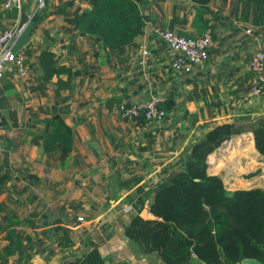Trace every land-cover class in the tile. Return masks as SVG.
<instances>
[{
    "label": "trees",
    "instance_id": "obj_1",
    "mask_svg": "<svg viewBox=\"0 0 264 264\" xmlns=\"http://www.w3.org/2000/svg\"><path fill=\"white\" fill-rule=\"evenodd\" d=\"M83 1L88 2L89 7L79 5L71 10L68 6L73 1H66L65 6L55 5L51 9L52 0L30 17L31 0H25L21 9L17 6L5 8V0H0V31L16 20L27 22L30 19L34 22L35 31L50 14H61L83 34L99 42L110 59L119 61L126 47L135 46L136 37L144 32L147 15L141 8L142 0ZM192 1L205 9L211 0ZM241 3L244 18H249L250 10L263 6L264 0H241ZM202 9L198 10L195 20L200 29L198 32H178L187 36L201 35L202 30L208 27L209 20L203 18ZM176 18L171 19V29H174ZM23 49L27 64L35 68L29 81V91L48 96L51 89L54 103L40 107L42 115L32 109L30 117L19 116L20 110L12 107L11 99L16 85L10 77L13 73H9L6 80L0 81V119L3 128L10 126L4 111L12 109L10 116L14 118L11 117L13 125L30 138L31 144L41 147L48 160L54 159L64 164L74 148L75 132L65 120L67 111L57 104L67 98H62L63 90L73 89L71 81L79 71L74 70L71 64L61 62L59 55L47 45H36L34 39ZM33 55L35 58L30 62ZM12 71L15 72L16 68L13 67ZM63 74L67 78H63ZM252 74L249 72L251 78ZM252 86L246 89L250 90ZM181 94L176 87L170 89L163 104L166 112L175 107L176 96ZM119 102L120 97L110 99L109 109ZM217 103H208L210 117L216 116L215 109L210 105ZM136 120L138 124L149 121L144 116H138ZM152 126V130L145 133L148 144L144 150L152 148L160 134L158 129L161 127ZM204 128L202 136L191 141L180 152L174 166L166 168L164 176L151 188L145 189L147 187L142 183L144 175L138 172L120 182L124 187L135 186L137 192L133 212L125 221L122 220L127 244L135 256L156 254L164 264H242L246 258H257L264 263V187L256 185L229 190L221 174L209 171L208 160L225 140L244 132L253 133L255 148L264 157V113L257 117L245 116L240 120L213 124L206 122ZM6 141L9 145H5L8 151L2 157L5 169L0 173V192L9 189L7 184L10 180L21 183V176L14 169L9 153L17 144L16 137L7 138ZM22 175L28 178L25 179V189L42 182V177L36 173ZM80 207V201L74 202L75 214ZM5 208V200H0V264H32L36 255L54 252L53 248L45 251L47 239L57 241L63 248L75 244L68 237L69 229L75 228L80 221L77 218L79 215L71 217L72 210L69 213L66 211L64 217L55 219L43 214L42 220L36 219V209L32 212L34 218L20 219L8 214ZM74 218L77 224H73ZM98 237L84 242L77 248L80 249L78 252H73L74 249L67 251L63 264H108L100 250L107 236ZM62 238H66L64 243L60 241Z\"/></svg>",
    "mask_w": 264,
    "mask_h": 264
},
{
    "label": "crops",
    "instance_id": "obj_2",
    "mask_svg": "<svg viewBox=\"0 0 264 264\" xmlns=\"http://www.w3.org/2000/svg\"><path fill=\"white\" fill-rule=\"evenodd\" d=\"M31 1L33 10L36 0ZM66 1L74 2L68 6V9L71 10L79 5L82 7H89L88 2L83 0H79L80 3L75 0H53L51 9H53L55 5L65 6ZM141 8L147 15L144 32L136 37L135 46L126 47L119 61L110 59L108 53H106V49L102 48L99 42L95 41L93 37L88 36V34H83L81 30L77 29L69 19L64 17V15L52 13L40 25L41 37L38 45H47L59 55L61 62L71 64L74 70L79 71L77 75L73 76L71 81L73 89L62 91V98L65 96H67V98L60 101L57 106L67 111L64 117L66 122L73 126L75 140L79 138L82 140H89L92 148L88 153L98 157L97 170L100 172H113V177L117 176L120 173L119 171L143 173L142 169L146 163V156L153 152L155 147L152 145V148L143 149L144 146L148 144L145 133L152 130L153 126L151 122L148 121L145 124H138L136 118L122 117L115 110L117 104H113V108L109 109V100L115 97H120L121 101L140 100L154 94L150 93L147 95L145 91H143L145 88H143L145 81L142 79V76L145 77L150 68H153L155 73L159 75L162 74V70L166 68L167 64L169 66L171 58L166 44L155 32L156 26L170 28L171 19L176 16L175 25L173 26L174 30L186 32H198V30H200L195 20L198 10H201L202 7L192 0H142ZM241 10V0H211L207 7L202 9L204 13L203 18H208L209 20L208 27L202 30L201 34L210 31L214 38L211 56L208 61L195 69V73L193 72L194 74H189L190 76L186 77L187 80L171 85L176 87L177 90H182L179 100L182 98L186 99L185 104H187V109L190 108V101L193 103L195 102L194 99H203L206 107L203 105L204 103H201V105L205 107V118L209 122L211 119H216L218 115L219 117H224L223 120L218 121L222 122L240 120L245 116L257 117L264 113V94L255 95L252 93V89H246L251 87L254 77L253 74L252 78L249 75V72H252L249 69V61L258 48L264 49V5L252 8L249 18H244ZM252 25L253 33L251 34L247 29L250 27L252 28ZM44 28H46V31ZM73 32L75 35H73ZM69 35L71 37H69ZM144 40L150 45L151 55L147 67L143 69L140 67L138 61L140 57V44ZM210 75L215 76L214 79H216L218 83V85H213L215 92L221 90L225 92L224 97H226V99L228 98L226 103L227 107L223 103L225 99L221 100V96L217 95L218 99L212 102V104H214L218 101L217 104L210 105L211 108L213 107L215 109V117H208L210 115H208V110H206V108H208V103L211 102H208L205 87L209 82L214 81ZM62 77L67 78V75L63 74ZM7 78L8 76L2 81ZM200 80L204 83L201 87L198 85ZM185 85L194 86L195 88L193 91H187V97L185 95V90H183ZM198 88H200V91H198ZM48 93V96L37 94L39 96L37 101L39 103L41 102L44 106L53 104L52 90L49 89ZM247 94L254 96L258 101L253 102L249 107L246 105L242 107L243 105L239 98ZM42 99L44 101H42ZM87 109H92L94 112L98 109L100 112L107 114L115 113L118 122H116L117 119H115L114 122L118 125L112 127L110 130L105 129L107 131L104 132V135L109 139H118V137L122 135L130 137V141L126 143L125 149L119 151V148H117L115 144L114 155L111 154L108 158L104 156V154H101L99 149H95L92 145L95 140H90L88 133L94 136L96 133L98 134L100 128L95 118L90 120ZM85 113H87V115H85ZM100 118L101 116L98 114V120H100ZM5 119L7 123L10 124L9 127L4 128V136L6 139L19 136V134H13L20 132L18 129H15L16 126H14L6 116ZM210 123L212 124L213 122ZM86 127L88 128V132L85 130ZM113 130L117 135H114ZM203 133H200L199 137H201ZM20 136L21 139L24 137L26 142L28 140L30 145L37 146L31 144L30 138L23 132H21ZM137 136H140L139 139H135ZM180 139L185 142L186 136H182ZM16 142H18V139ZM121 142L123 143V140H121ZM5 145H9L7 141L6 144L5 141H3L4 149L0 152L1 157H3L6 150L8 151ZM10 147H13V145ZM16 148L17 144L9 153L12 154V152H15L17 150ZM73 154H75L74 148L70 153L68 161L64 164L59 163L60 166L64 168L65 165H69L72 162ZM122 157L124 158L122 159ZM208 160L209 171L221 174L222 176L225 172L224 170L230 172L231 167L236 165H238V170L243 169L246 172L251 170L255 171L257 169H262L264 171V157L256 150L253 133L251 132L234 135L225 140L220 147L210 154ZM80 162L81 159L75 161L78 167V163ZM131 166L133 168L130 169ZM24 172L25 170L19 174L21 176V183L25 185V183H27L25 179L28 178L23 177L22 174H25ZM144 179L145 178H143V181ZM95 180L100 182L97 177ZM115 180L118 181V178ZM254 180L257 182L252 186L259 185L264 187V173L257 175ZM85 183L86 181L79 182L80 185ZM247 187L251 186H242L241 188ZM7 192V189L5 192H0V200H3L1 199L2 195H5ZM4 200L6 201V199ZM7 213L14 215V217H19L20 219L24 218L20 217L16 211H7ZM104 218V221H107L108 218L111 220V223L108 221V223L104 225V236H107V238L106 242L100 246V250L106 257L108 264H164L156 254L135 256L127 244L122 226L123 223L120 221V225L115 227L116 217L112 213L106 215ZM125 220L126 219L123 221ZM73 249V252H78L80 250L77 248ZM64 250V248L55 250L54 256L45 262V264H63L65 259L64 256L67 253V251ZM43 258L42 254L36 255L32 260V264L41 263ZM196 264H201V262H197ZM242 264H246V262L243 261Z\"/></svg>",
    "mask_w": 264,
    "mask_h": 264
},
{
    "label": "rangeland",
    "instance_id": "obj_3",
    "mask_svg": "<svg viewBox=\"0 0 264 264\" xmlns=\"http://www.w3.org/2000/svg\"><path fill=\"white\" fill-rule=\"evenodd\" d=\"M75 1L80 3L79 0ZM24 4L25 1H23V5ZM252 33L253 30L251 34ZM73 35H75L74 32ZM40 37L41 27L36 28L33 33L32 39H34L36 45H38ZM69 37L71 36L69 35ZM34 58L35 56L33 55L30 58V62H32ZM170 69V65L168 66L167 64L166 68L162 70L163 73L160 75L155 73L153 68H150L149 71L147 70L148 74L145 77L142 76V79L145 81L143 86V88H145L143 91H145L147 95L157 92L168 94L170 89L174 87L171 85L181 83L187 80L186 77L191 75L181 74L173 70L171 71ZM34 72L35 68L33 65L31 66L30 63L28 64L27 76L22 77L18 75L16 71L9 72L13 73L10 77L15 81L16 85L11 99L12 107L16 108L18 111L19 109H22L19 111L18 115L20 116L22 114V117L25 118L32 115V109L37 110L39 115L43 114L40 107H44V105L37 101V94L30 93L28 89V85L30 84L29 81L34 75ZM210 77L212 79L215 78L213 75H210ZM202 84L204 83L200 80L198 82L199 87H201ZM214 84L218 85L216 79L209 82V84L205 87L208 102L210 101L212 103L217 100L218 95L221 96V100L225 99V102L223 103L226 105L228 98L226 99V97H224L225 92L221 90L215 92L213 88ZM187 85H185L183 89L185 90L186 97L188 96L187 91H193L195 89L194 86ZM179 91L182 92V90ZM198 91H200V88H198ZM239 99L242 102V107H244V105L249 107V105L253 102L258 101L250 94L243 95ZM194 100L195 102L193 103L190 101V108H188V110L186 108L187 104H185L186 99L182 98L179 100V96H176V105L173 109L167 112L164 121L161 122V124L155 123L154 121L151 122L152 125H159L161 128L158 129L160 134L155 143H153V147L155 148L153 149V152L146 156V163L142 169L145 178L142 183L145 187H147L145 188L146 190L159 181L164 176V170L174 166L180 152L187 147L194 138L199 137L200 133L205 131V123L209 122L205 118V101H203V99ZM42 101L44 100L42 99ZM201 103H204L203 105L205 107L201 105ZM186 110L189 112H186ZM206 110H208V108H206ZM10 111H5V116L12 122V124H14V118L10 116ZM87 112H89L90 120L95 118L100 128L98 134L96 133L94 136L88 133L90 140H95L92 144L95 149H99L101 154H104V156H107L108 158L111 154L114 155L115 144L117 145V148H119V151L126 148V143L130 141V137L122 135L121 137L119 136L118 139H109L104 135V132L107 131L105 129L110 130L112 127H116L118 125L116 124V122H118V118H116L115 113L107 114L100 112L98 109H96L95 112L92 109H87ZM97 113L101 116L100 120H98ZM85 115H87V113H85ZM208 115H210L209 111ZM115 119H117L116 122H114ZM223 119L224 117H219L218 115L216 119H211L210 122L215 123ZM70 126L73 127L72 125ZM87 129L88 128L86 127L85 130L88 132ZM19 131L20 132L13 133L14 135L19 134V136H14L18 137L16 138V140L18 139V142H16L17 150L12 152L10 161L14 164V169L19 173L25 170L24 173H36L41 175L42 182L33 186L29 185L27 189H25L24 184L17 183V180H10L7 184L9 187L8 192L5 193V195L1 194V199H6L8 202L7 203L5 201L6 212L16 211L20 217L34 218L35 216L32 212L36 209L38 211L36 219L42 220L43 214H47L51 218L55 219L60 218V216L64 217L65 212L68 211L69 213L71 210V217L74 215H76V217L78 215L84 216L85 220L80 222L77 226H75V228L69 229L68 237H70L73 242L75 241V244H73L74 246H65L64 251H72L73 248H78L92 237L99 239L98 236L105 235L104 225L108 223V221L111 223L109 218L107 221H104V217H106V215L112 213L116 217L115 227H118L120 225V221L122 222V220L128 218L129 214L133 212V203L136 198L135 195L137 194L136 188L133 186L124 187L120 182L122 179L130 177V175L134 172L119 171L120 173L113 177V172L98 171V157L88 153V151L92 148L89 140H82L80 138L75 140V154L72 155V162L67 166L65 165L63 168L54 159L48 160L49 158L44 155L41 147L30 145L28 140L26 142L24 137L21 139L20 135L22 130L19 129ZM1 132V137L6 143L4 130ZM114 135L117 134L114 133ZM182 136H186L185 142L180 139ZM139 137L140 136H137L135 139H139ZM121 140H123V143ZM123 158L124 157H122V159ZM79 159H81V162L78 163V167L75 161H78ZM3 163L4 159L0 156V173L5 169L2 166ZM131 168L133 167L131 166L130 169ZM224 171L223 179L229 190L242 186H252L257 182L254 180L256 179V176L264 173L262 169H257L255 171L251 170L248 172L243 169L238 170V165L231 167L230 172H227L226 170ZM96 177L100 182L95 180ZM116 177L118 178V181L115 180L117 179ZM80 181H86V183L80 185ZM76 201L81 202V207L75 214L73 205ZM129 205H131V208L127 209ZM143 213L147 214L145 210H143ZM73 224H77L75 223V218ZM65 240L66 238L60 239L61 243H64ZM104 242H106V240H104L103 243ZM44 247L47 249L45 251L53 248L54 252L42 254L44 258L39 264H45V262L52 258L56 252L55 250L63 249L57 241L55 243L50 239L46 240ZM46 257L48 258L45 260Z\"/></svg>",
    "mask_w": 264,
    "mask_h": 264
},
{
    "label": "built area",
    "instance_id": "obj_4",
    "mask_svg": "<svg viewBox=\"0 0 264 264\" xmlns=\"http://www.w3.org/2000/svg\"><path fill=\"white\" fill-rule=\"evenodd\" d=\"M24 0H5L4 7H23ZM52 0H36L30 17L38 10L43 9ZM27 22L16 20L8 28L0 31V81L8 76L13 67L20 76L28 75V64L24 47L14 51L13 45L17 37L22 33ZM253 28H248L249 33ZM155 32L166 44L171 55L169 65L175 72L191 74L196 67L204 64L211 56V49L214 46V38L210 31L198 36H187L171 28L155 27ZM151 55L150 45L146 40L140 44V57L138 63L144 69L147 67ZM249 69L254 75L252 93L255 95L264 94V49L258 48L249 61ZM7 73V76H6ZM167 99L165 93H154L149 97L140 100H123L115 106L118 114L125 118H136L144 116L149 121L161 123L166 117V109L163 107ZM22 110V109H20ZM16 129V127H15ZM0 130H4L0 119ZM4 139L0 135V152L3 151ZM17 174V172H16ZM131 205L127 207L130 209ZM78 220L82 222L85 217L79 215Z\"/></svg>",
    "mask_w": 264,
    "mask_h": 264
},
{
    "label": "water",
    "instance_id": "obj_5",
    "mask_svg": "<svg viewBox=\"0 0 264 264\" xmlns=\"http://www.w3.org/2000/svg\"><path fill=\"white\" fill-rule=\"evenodd\" d=\"M33 25L34 22L32 19L28 20L22 33L17 37L14 45L13 50L17 51L27 45L33 38ZM246 264H264L261 260L257 258H246L244 260Z\"/></svg>",
    "mask_w": 264,
    "mask_h": 264
}]
</instances>
